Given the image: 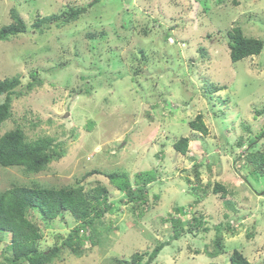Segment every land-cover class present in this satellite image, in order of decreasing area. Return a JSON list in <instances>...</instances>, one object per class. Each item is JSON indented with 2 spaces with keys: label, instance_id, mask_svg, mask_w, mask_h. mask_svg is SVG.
Listing matches in <instances>:
<instances>
[{
  "label": "rangeland",
  "instance_id": "rangeland-1",
  "mask_svg": "<svg viewBox=\"0 0 264 264\" xmlns=\"http://www.w3.org/2000/svg\"><path fill=\"white\" fill-rule=\"evenodd\" d=\"M92 1L0 0V28L13 21V8L28 27L0 39V81L19 75L24 92L14 99L0 136L21 126L30 139L51 135L67 142L65 156L38 174L0 165V190L14 182L64 186L95 168L126 171L133 181L135 173L152 170L155 180L147 186L141 217L107 176H88L86 190L103 184L115 203L102 217L110 230L102 243L87 242L82 256L64 250L51 264H114V257L150 252L173 235L171 215L180 216L178 206L186 208L184 220L198 216L203 223L186 225L152 264H230L234 249L243 250L251 264H264V174L244 156L249 140L264 130V49L233 62L227 35L240 25L246 35L264 40V0H98L61 28L40 33L33 27L68 4ZM135 69L140 72L133 79ZM32 72L42 82L28 89ZM198 116L206 134L191 126ZM184 136L190 141L182 154L174 143ZM256 144L264 151V135ZM196 171L202 185H212L205 196L194 195ZM215 183L227 193H213ZM226 214L235 216L231 228ZM28 216L46 249L77 222L69 212L54 220L36 209ZM217 235L225 249L213 256Z\"/></svg>",
  "mask_w": 264,
  "mask_h": 264
},
{
  "label": "trees",
  "instance_id": "trees-1",
  "mask_svg": "<svg viewBox=\"0 0 264 264\" xmlns=\"http://www.w3.org/2000/svg\"><path fill=\"white\" fill-rule=\"evenodd\" d=\"M98 0H93L88 4H68L60 13H51L39 17L33 27L37 32L43 33L53 26L61 28L66 24L77 21L83 14L87 13L91 6ZM13 21L0 28V39L8 40L12 36L25 33L28 30L23 17L16 8L11 11ZM104 34V32H101ZM90 37L97 35L95 32L89 34ZM229 38L230 57L233 62L243 58L258 55L264 49V40L259 37L248 36L240 25H235L227 31ZM140 69H135L133 79L138 77ZM33 82L26 88L31 89L34 85L41 83L35 72L31 73ZM22 80L19 75L7 77L0 81V127L13 116V102L24 94L19 89ZM223 86H215L214 91L222 89ZM191 126L194 131L204 134L208 132V127L198 116V121H192ZM264 135V130L250 139L245 148L244 156L246 162L258 173L264 174V151L256 148L258 139ZM251 138V137H250ZM237 142L243 146L244 139ZM189 136H184L174 143L175 149L185 154L189 147ZM67 152V142L59 140L51 135H42L35 139H30L27 132L21 126H16L7 130L0 136V165L4 167L18 166L26 174H38L49 168L53 161H58ZM197 166V164H194ZM102 174L109 178L110 182L127 198L128 203H132L131 208L138 211L141 217L145 213L144 204L148 202L147 186L155 180L153 171H139L134 175V181L126 171L105 172L101 169H92L82 178L74 183L64 186L44 185L37 182L25 184L14 182L4 190H0V232L7 235H0V242L4 237H10L9 244L4 247L3 255H0V264H51L59 258L64 250H69L76 256H82L87 250L86 243L91 246L102 243V234L110 230V226H104L102 217L107 210L114 211L115 203L110 200L108 189L103 184H97L92 189L86 190L84 180L88 176ZM197 183L194 185V195L198 192L205 196L212 186L211 183L202 185L200 174L196 171ZM213 193L223 191L227 193V188L221 183H215L211 188ZM223 194V196H225ZM228 207L234 208L230 200H226ZM36 209L45 220H54L59 216L69 212L75 218L76 225L66 236L57 234V242L50 248H41L39 241L42 233L39 226L29 218L30 210ZM184 206L175 208L179 217L171 215L173 235L167 241H157L154 248L149 252H134L130 258L114 257V264H152L159 256L166 245L171 240H176L184 232L186 225L200 226L203 223L202 217L193 216L192 221L184 220L182 215L187 214ZM234 210V209H233ZM232 214H226L227 226L232 227L230 220L234 218ZM209 230V228H206ZM214 251L210 255H219L224 252V245L219 235L213 241ZM147 254V258L145 255ZM230 264H251L245 253L241 249H234L230 256Z\"/></svg>",
  "mask_w": 264,
  "mask_h": 264
}]
</instances>
